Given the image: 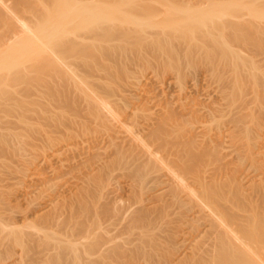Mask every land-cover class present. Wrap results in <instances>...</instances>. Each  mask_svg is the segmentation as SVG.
Masks as SVG:
<instances>
[{
    "label": "bare ground",
    "instance_id": "bare-ground-1",
    "mask_svg": "<svg viewBox=\"0 0 264 264\" xmlns=\"http://www.w3.org/2000/svg\"><path fill=\"white\" fill-rule=\"evenodd\" d=\"M263 38L264 0H0V264H264ZM204 64L207 105L138 80Z\"/></svg>",
    "mask_w": 264,
    "mask_h": 264
},
{
    "label": "rangeland",
    "instance_id": "rangeland-1",
    "mask_svg": "<svg viewBox=\"0 0 264 264\" xmlns=\"http://www.w3.org/2000/svg\"><path fill=\"white\" fill-rule=\"evenodd\" d=\"M264 39V38H263ZM264 51V50H263ZM259 53H261L260 51H258ZM206 64V63H205ZM204 64V65H205ZM211 65H213V64H207V66L205 65V67H200L199 69H198V71H196L195 70V68H193L195 71H193V69H191L190 67L191 66H188L189 68L188 69H186L185 71L187 72V73H184V71H182L181 72V74H182V76H185L186 78V87L188 88V89H190V90H188L187 88V92L186 91H184L188 96H186V94L183 92V90H185V88L184 89H181L180 87H177V85L179 84L180 85V83H176V82H178L177 80H179V79H177L176 78V76H178V72H176V73H174V72H172L171 73V71H167V72H164V71H166L165 70V68L162 66H155V67H151V68H149L148 66V68H145L144 69V71H143V76H141L140 75V77H138L139 79L138 80H140V79H143L142 81H140L142 84L140 85V86H145V88L144 89H148L147 87H149V89L148 90H151V88H153L151 91L154 93V95L157 97L156 99H158V95H160V98L159 99H169V97H170V99L172 98V97H174V98H172L173 100V102H174V100L175 101H177L176 100V98L178 99V101H179V96H184V97H180L181 99H189V98H191L192 99V96H193V99H195L196 97V100H198L199 102L200 101H202V102H200L201 104H203V105H207L208 103H210L212 100H214V101H216L217 99H219V97H220V85L218 86V83L217 82H214V80L212 79V77L211 76H208L209 74L208 73H206V72H209V71H211L210 69H212L213 68V66H211ZM209 67H212V68H210L209 69V71H207V68H209ZM153 68V69H152ZM187 68V67H186ZM191 69V70H190ZM201 69V70H200ZM206 71H205V70ZM160 70V71H159ZM162 71V72H161ZM164 72V73H163ZM190 72V73H189ZM145 73V74H144ZM174 73V74H173ZM178 73V74H177ZM185 74V75H184ZM187 74V75H186ZM196 74V75H195ZM211 75V74H210ZM139 76V75H138ZM144 77V78H143ZM188 77V78H187ZM191 78V79H190ZM175 81H174V80ZM177 79V80H176ZM183 80H185L184 79V77L182 78ZM212 79V80H211ZM133 80H135V79H133ZM132 80V81H133ZM138 80H136V84H138L137 83V81ZM183 80H180L179 82H182ZM129 81H131V80H129ZM131 81V82H132ZM168 81H170V82H168ZM173 81H174V83H173ZM197 81V82H196ZM146 82H147V84H146ZM151 82V83H150ZM159 82V83H158ZM190 82V83H189ZM210 82V83H209ZM134 83V81H133V83H131V85H126V86H124L123 85V87H120V88H118V91H119V93H123V92H126V90H127V93L128 94H130V95H132L136 90H139V88H140V86H139V88L138 89H136L135 87H138V85L136 86L135 85V87H134V85H132V84H135ZM154 83V84H153ZM184 84H185V82L183 81V86H184ZM195 86H194V85ZM217 84V85H216ZM188 85V86H187ZM133 87V88H131V87ZM142 86V87H143ZM175 86H176V88H175ZM215 86V87H214ZM141 87V89H143ZM155 87V88H154ZM169 87V88H168ZM182 87V86H181ZM219 87V88H218ZM123 88V89H122ZM131 88V89H130ZM179 88L182 90H180L181 92H183V93H181L180 91H178L179 90ZM133 89V90H132ZM156 90V91H155ZM196 90V91H195ZM203 90V91H202ZM214 90V91H213ZM131 91V93H129ZM179 92V93H178ZM191 92V93H190ZM209 92V93H208ZM218 92V93H217ZM165 95H164V94ZM173 93V94H172ZM181 93V95H179ZM207 93V94H206ZM158 94V95H157ZM168 94V95H167ZM178 96H177V95ZM183 94V95H182ZM170 95V96H169ZM192 95V96H191ZM201 95V96H200ZM204 95V96H203ZM161 96H163V97H161ZM165 96H167V97H165ZM169 96V97H168ZM190 96V97H189ZM209 96V97H208ZM187 97V98H186ZM211 98H212V100H211ZM176 103V102H175ZM117 131H122L123 129H119V128H117L116 129ZM77 134H79L78 136H79V138L81 139V140H77V141H83V140H88L89 138H91V135L90 134H83V132H82V134L84 135V136H82V134H81V136L82 137H84L83 139H82V137L80 136V131H79V133H77ZM90 135V136H89ZM124 136V135H123ZM89 137V138H88ZM37 177V176H36ZM121 181V180H120ZM123 182V181H122ZM119 193H121V194H118L119 196H121L122 195V192H119ZM125 200H124V197H123V200H121V202L119 203V206H121L122 207V205H124L123 204V202H124ZM120 204H122V205H120Z\"/></svg>",
    "mask_w": 264,
    "mask_h": 264
}]
</instances>
